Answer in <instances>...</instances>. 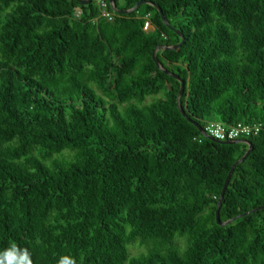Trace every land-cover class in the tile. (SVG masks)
<instances>
[{
    "label": "trees",
    "instance_id": "1",
    "mask_svg": "<svg viewBox=\"0 0 264 264\" xmlns=\"http://www.w3.org/2000/svg\"><path fill=\"white\" fill-rule=\"evenodd\" d=\"M141 1L170 27L149 4L116 13L108 0V21L93 0H0V252L264 264V0L115 3ZM174 30L184 44L157 50L181 43ZM209 122L262 125L242 139L253 150L231 176L224 226L219 200L249 146L205 137L195 124Z\"/></svg>",
    "mask_w": 264,
    "mask_h": 264
},
{
    "label": "built area",
    "instance_id": "2",
    "mask_svg": "<svg viewBox=\"0 0 264 264\" xmlns=\"http://www.w3.org/2000/svg\"><path fill=\"white\" fill-rule=\"evenodd\" d=\"M95 2L99 16L101 18L112 21L114 18V13L109 10L108 0H93ZM73 18L80 20L82 18V11L78 8L73 12ZM150 28V23L145 24L144 30ZM208 136L220 140V141H237L246 140L251 137H257L262 131L261 124H243L237 123L233 126L225 125L221 122H209L204 128Z\"/></svg>",
    "mask_w": 264,
    "mask_h": 264
},
{
    "label": "water",
    "instance_id": "3",
    "mask_svg": "<svg viewBox=\"0 0 264 264\" xmlns=\"http://www.w3.org/2000/svg\"><path fill=\"white\" fill-rule=\"evenodd\" d=\"M76 1H77L78 3H80L81 5H83V6H88V5H90V4L92 3V0H76ZM110 2H111V4H112V9H113L114 12H116V13H130V12H134V11H136L141 5H144V4L152 5V6H153L154 8H156V9L159 11V13L161 14L162 19H163L165 25H166L167 27H170L169 24H168V22H167V20H166V17L163 15V13H162V11L160 10V8H158L157 6H155L153 3H150V2H148V1H141V2H138V3L135 5V7H134L133 9H131V10H128V11H120V10L117 9V6H116V3H115V0H110ZM174 31H175V33L181 38V43L178 44V45H176V46H174V47H171V48H170V47H166V46L159 47L157 50H159V49H166V50L173 49V50H175V49L181 47V46L184 44V41H185V40H184V37L182 36V34H181L180 32H178V31H176V30H174ZM157 50L154 51V53H153V59L155 60L156 63H158V60H157V58H156V52H157ZM158 65H159V64H158ZM160 68L163 69L161 66H160ZM165 73L168 74V75H170V76H172V77H174V78H176L177 80L180 81V84H181V90H180L179 97H181L182 94H183V91H184V86H185L184 81H183V80H180V79H179L177 76H175L174 74H171V73L166 72V71H165ZM180 109H181V108H180ZM181 112H182V114H183L184 116H186V115H185V112H184L182 109H181ZM195 125L197 126L198 130L200 131V133H201L202 135H204L205 137H207V138L213 140L214 142H216V143H218V144L232 145V144L245 143V144H247V145L249 146V149H248L247 153L245 154V156H244L241 160H239V161H238V162L232 167V169H231V171H230V173H229V175H228V177H227V179H226V182H225V185H224V188H223V191H222V194H221L220 200H219V204H218V208H217V212H216V218H217V222H218V224L224 226V225H226L227 223H221V221H220V209H221V206H222V203H223V200H224V196H225L226 190H227V188H228V185H229V182H230L231 176H232V174H233V172H234L236 166H237L238 164L244 162V161L246 160V158L248 157V155L252 152V150H253V145H252L250 142H248V141H242V140H237V141H220V140H216V139H214V138L208 136L207 133L205 132V130H204L202 127H200L198 124H195Z\"/></svg>",
    "mask_w": 264,
    "mask_h": 264
},
{
    "label": "clouds",
    "instance_id": "4",
    "mask_svg": "<svg viewBox=\"0 0 264 264\" xmlns=\"http://www.w3.org/2000/svg\"><path fill=\"white\" fill-rule=\"evenodd\" d=\"M0 264H32L31 254L27 249H20L15 243L0 252ZM58 264H76L75 260L63 256Z\"/></svg>",
    "mask_w": 264,
    "mask_h": 264
},
{
    "label": "rangeland",
    "instance_id": "5",
    "mask_svg": "<svg viewBox=\"0 0 264 264\" xmlns=\"http://www.w3.org/2000/svg\"><path fill=\"white\" fill-rule=\"evenodd\" d=\"M118 1H121V0H118ZM93 4H94V6L96 5L95 2H94ZM78 9H79L80 11H82V9H80V8H78ZM150 101H151V100H150ZM130 251H131L132 255H138V254L144 252L145 249H144V247L133 246V247H131Z\"/></svg>",
    "mask_w": 264,
    "mask_h": 264
}]
</instances>
